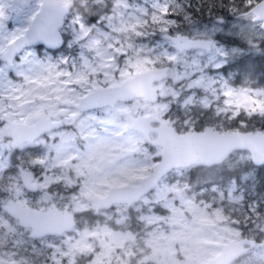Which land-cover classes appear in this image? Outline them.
<instances>
[{
	"label": "rangeland",
	"instance_id": "1",
	"mask_svg": "<svg viewBox=\"0 0 264 264\" xmlns=\"http://www.w3.org/2000/svg\"><path fill=\"white\" fill-rule=\"evenodd\" d=\"M188 1L79 0L66 22L64 48L53 53L24 50L11 68L0 65V120L12 117L30 123L42 114L68 125L75 110L61 103H76L88 91L119 84L134 73L169 67L165 81L152 84L155 103L137 100L82 112L72 125L36 140L33 151L20 152L17 165L35 172L39 191L33 197L23 194L17 175L10 172L3 143L0 203L12 197L34 209L51 205L80 218V213L93 211L91 197L105 195L109 187L137 184L152 167L158 149L148 152L142 147L143 136L127 121L129 111L162 117L170 127L174 120L165 115L183 117V126L190 127L195 120L188 116L190 111L206 109L219 123L244 116L264 124L259 109L237 108L226 95L243 91L264 100V95H257L264 87L252 86L247 79L234 86L217 68L252 49L262 51L264 31L251 16L236 11L230 18H195ZM38 2L0 0V13L7 17L0 22V48L23 32L27 9ZM99 7L104 13L84 24ZM166 9L174 15L165 16ZM179 24L191 37L215 38L209 51L175 52L163 35L182 34L175 28ZM245 162L247 153L238 151L222 164L231 168ZM180 170H173L130 206L100 210L94 225L81 222L58 238L32 241L13 221L0 216V264H198L218 254L227 242L244 238L243 230L247 238H264V188L246 199L232 182L220 188L212 180L187 181ZM255 171L264 176V168ZM230 213L249 218L236 224L228 219ZM35 256L44 262H31ZM232 264H264V244L257 242Z\"/></svg>",
	"mask_w": 264,
	"mask_h": 264
},
{
	"label": "water",
	"instance_id": "2",
	"mask_svg": "<svg viewBox=\"0 0 264 264\" xmlns=\"http://www.w3.org/2000/svg\"><path fill=\"white\" fill-rule=\"evenodd\" d=\"M67 7L68 5L60 6L56 0H42L29 29L9 45L3 57L10 58L22 47L30 45L40 44L45 48L58 47L61 39L56 30L62 23ZM248 12L253 15L254 22H259V29L264 31V0L254 4ZM166 38L176 51L209 50L210 46V41L203 39L172 36ZM166 77L167 67L150 68L132 74L119 84L88 91L80 96L75 104L65 102L63 106L73 107L76 110L77 114L72 118L74 120L82 112L103 107L112 108L117 102L126 103L133 99H141L145 103L153 104L157 101V93L152 88V84L165 80ZM127 120L130 126L143 136L148 146L159 149L157 160L137 184L109 187L105 195L91 197L93 214L113 205L130 206L150 193L164 176L175 169L218 165L233 152H246L253 166L264 164V132L261 131L228 130L217 133L206 128L200 131L177 133L166 122L154 115L132 116L128 113ZM150 124L156 125L153 127ZM60 126V122H51L48 118L37 116L32 125L7 122L5 130L6 136L12 140V146L26 149L31 148L32 142L41 134ZM149 134H153L152 139ZM17 172L22 187L28 192H34L36 186L32 183V173L21 168H18ZM1 209L20 227L28 228L30 238L58 237L69 232L74 226L71 212L60 211L53 206L44 211L34 212L9 199L4 206H1ZM261 242L264 244V238ZM252 246L253 241L248 238L229 241L222 246L218 254L198 264H230L244 255Z\"/></svg>",
	"mask_w": 264,
	"mask_h": 264
},
{
	"label": "trees",
	"instance_id": "3",
	"mask_svg": "<svg viewBox=\"0 0 264 264\" xmlns=\"http://www.w3.org/2000/svg\"><path fill=\"white\" fill-rule=\"evenodd\" d=\"M189 1V11L191 15H193L195 18L201 19L221 17L225 14L226 11L236 8L234 4L235 1L233 0ZM245 9L246 7L243 6L242 10ZM263 46L264 42L259 45V48ZM224 67L225 68L223 69H227L228 71L231 70L232 72L241 74L242 77L249 80V83L252 86L264 87V49H262V51H254L252 49L247 54H243L237 59L228 61V64H226V66ZM236 83L237 82L234 81L231 84L235 85ZM188 116L195 119L194 121L190 122V127L183 126V117H179L178 115L171 116V114H168L164 117L174 120L173 126L176 132L185 131L187 129L202 130L205 127L217 132H225L228 130L264 131V124L259 122H252L250 120V117L246 118L242 116V118H238L234 121L219 123L218 121H215V118L210 115V112L207 109L197 112L192 110L190 111ZM142 147L148 152L154 150V148L148 146L145 141H143ZM156 160L157 157H154L152 163ZM222 163L216 166L206 167V169L204 167H193L188 170L181 169L180 172H183L186 175L187 181L206 179L207 182L212 180L215 181V183L220 188H225L226 184L232 182L237 189L244 191L246 199H249L250 196L254 194L253 192H258L259 190H262L264 188V176L258 175L255 171L256 167L251 165L250 162H245L231 168H225ZM215 167L218 168L216 169ZM169 174H167L166 176H168ZM128 183H130V181ZM247 194L248 196L246 197ZM74 217L76 219L75 226L79 225L82 222L86 227H91L98 219V217H96V215L93 214L92 211H85L83 213H80V218L76 215ZM248 218V216L243 215L242 217V215H239L237 213H230L228 217V219H230L232 222L240 221L241 219L247 221ZM247 236L248 234H246L243 230L241 237L247 238Z\"/></svg>",
	"mask_w": 264,
	"mask_h": 264
},
{
	"label": "flooded vegetation",
	"instance_id": "4",
	"mask_svg": "<svg viewBox=\"0 0 264 264\" xmlns=\"http://www.w3.org/2000/svg\"><path fill=\"white\" fill-rule=\"evenodd\" d=\"M57 1V3L60 5V6H64V5H68V7H67V9H66V12H65V14L63 15V17H62V23H61V25H60V27L59 28H57V33H58V35H59V37H60V39H61V44L58 46V47H56V48H45L44 46H42V45H40V44H37V45H30V46H25V47H22L17 53H15L14 55H11V57L10 58H8V57H3V55L5 54V52L6 51H8V47H9V45L16 39V38H18L19 36H21V35H23L28 29H29V27H30V24H31V22H32V20H33V18L35 17V15H36V13L39 11V8H40V5H41V3H42V0H39V2H38V5H35V3L34 4H31V6L30 7H28V9H27V13H26V15H25V21H27V27L23 30V32L21 33V34H18V35H16L15 37H10V38H8L7 39V41H6V43H3L2 44V46H1V48H0V65H4V66H6L7 68H11L12 66H13V64L14 63H16V61H17V59H18V57L21 55V53H22V51H24V50H30V51H43V52H46V53H53V52H55V51H58V50H61L62 48H64L65 47V43H66V40H67V38H66V35H65V29H66V22H67V20H68V17H69V14H70V12H76V11H74L75 10V4H77L76 2L77 1H79V0H56ZM233 1H235V6H236V8L235 9H230L229 11H226L225 12V14L222 16V17H224V16H227V17H229L230 18V13H232L233 11H236L238 14H241V15H247V16H251V21L252 22H254L253 21V15L252 14H250L249 12H248V10L250 9L249 7H247L246 5L247 4H251L252 6L254 5V4H256L257 2H259L260 0H233ZM242 1H244V2H242ZM189 2L190 1H188V4H189ZM107 3L109 4L110 3V0H107ZM243 6H245L246 7V9L245 10H242V8H243ZM95 8V6H92L91 7V9H94ZM104 9L105 8H98V10L94 13V14H92L91 13V11L90 10H88V12H90L91 14L90 15H87L86 16V18L84 19V21H82L84 24H88V23H90V22H93L96 18H97V16H98V14H101V13H104ZM78 13H79V15L80 16H82L83 14H84V9L82 8L81 10H78ZM77 18V17H76ZM3 19H7V17H4V15H0V22H1V20H3ZM9 19V18H8ZM107 19H111V14H109V15H107ZM81 20H82V18H81ZM206 20H210V18H208V19H206ZM81 23V22H80ZM255 23H257L258 24V27H259V22H255ZM175 28H177L178 30H179V32L178 33H182V34H178V35H172V34H164L163 35V39L164 40H166V41H168L169 43H170V41L166 38L167 36H172V37H185V38H187V39H203V40H208V41H210V46H209V49H210V47L213 45V43H214V41H215V38L213 39V38H206V37H201V36H194V37H191L190 36V34H188V31H187V27L185 28V27H182V25H178V26H176ZM227 42H229V41H225V43H227ZM179 44H181V42H179ZM236 44H238V45H240L241 43L240 42H238V43H236ZM170 45H171V47H172V49L175 51V52H177V53H188V52H198V51H201L202 49H188V50H184V49H182L181 51H176L174 48H173V46H172V44L170 43ZM264 47V46H263ZM202 51H204V52H208L209 50H202ZM239 57H241V56H238V57H234V58H232V60H234V59H237V58H239ZM10 59V60H9ZM232 60H227L226 61V63L225 64H223L220 68H219V73L223 76V77H225V78H227L228 79V82L231 84L232 82H234V81H236L237 83L234 85V86H237V85H240L242 82H243V79H245L244 77H242L241 76V74H239V73H237V72H232L231 70H227V69H223V68H225L224 66H226V64H228V61H232ZM167 67V74H168V70H169V67L167 66V65H163V66H161V67ZM235 74H236V76H235ZM237 75H239V76H237ZM167 78V77H166ZM233 79V80H232ZM162 81H165V80H162ZM162 81H159V82H162ZM251 82H253V81H251ZM157 83V82H156ZM137 100H141V99H133V100H131V101H129V102H126V104H129V103H131V102H133V101H137ZM143 101V100H142ZM77 102V101H76ZM144 102V101H143ZM63 103H65V102H63ZM63 103H61V105L63 106ZM117 103H121V102H117ZM116 103V104H117ZM73 104H75V103H73ZM64 107V106H63ZM68 108H72V109H74L73 107H68ZM75 110V109H74ZM128 113H130L132 116H135V115H138V114H132L130 111L128 112ZM77 114V112H76V110H75V114H73L71 117H70V123H69V125L71 124H73V123H75L76 122V120L80 117V115L78 116V117H75L74 118V120H72V118L75 116ZM37 116H43V117H45V118H48L51 122H60L61 123V126L59 127V128H57V129H52V130H49V131H47V132H45V133H43V134H41L39 137H37L33 142H32V144H33V146L31 147V148H26V149H20L18 146H12V140L10 139V138H8L7 136H6V130H5V128H6V126H7V122H15V123H23V122H19V121H15V120H13L12 119V117H10L9 119H2V120H0V133H3V134H1L2 136H0V146L3 144V143H5L6 145H7V148L6 149H4L3 150V153L6 155V158H7V160H8V163H10V172L11 173H13V174H16L17 175V181L19 182V186H20V189L22 190V192H23V194L25 195V196H27V197H33L39 190H38V186L36 185V183L34 182L35 181V179H36V176H35V172H33V171H31V170H27V169H24V168H22V167H20L19 165H17V162H18V154L20 153V152H24V151H33L34 150V143H35V141L36 140H38L39 138H43V137H45L46 135H48V134H50L51 132H53V131H59V130H61V129H64V128H67L69 125L68 124H66V122L65 121H62L61 119H59V118H52V117H49V116H45V115H42V114H39V115H35V116H33L32 117V120H31V122L30 123H25V124H28V125H32V124H34L35 123V118L37 117ZM142 116H144V115H142ZM127 117V116H126ZM162 118V117H161ZM160 117H159V119L161 120V121H164V120H162ZM128 121V120H127ZM166 122V121H165ZM167 123V122H166ZM151 126H155L156 124H150ZM167 125H168V123H167ZM181 125V124H180ZM169 127H170V125H168ZM171 128H174V126L172 125V127ZM174 130V129H173ZM203 130V129H202ZM175 131V130H174ZM185 131H189V129H187V130H185ZM185 131H179V132H177V133H182V132H185ZM190 131H198V130H192V129H190ZM176 132V131H175ZM261 132H264V131H261ZM149 137H153V134H149ZM152 148H154V149H158L157 147H152ZM158 154H159V149H158ZM155 162V161H154ZM154 162H153V164H154ZM199 167H202V166H199ZM254 167H256V170H260L261 168H264V164H262V165H258V166H254ZM18 168H21V169H24L25 171H30L31 173H32V183L36 186V190L34 191V192H28V191H26L23 187H22V184L20 183V181H19V178H18V172H17V169ZM189 169H191V168H193V167H188ZM188 168H183V169H188ZM205 169H206V167H204ZM176 170V169H175ZM3 172H5V170L3 171ZM172 172V171H171ZM170 172V173H171ZM165 177V176H164ZM0 183H1V181H0ZM9 199H11V200H13L15 203H17V204H19V205H21V206H23V207H27V208H30L31 210H33L34 212H36V211H44V210H46V209H49L50 207H51V205L50 206H48V208H45V209H34L30 204H27V205H22V204H20V203H18V202H16L15 201V199L14 198H12V197H7V198H5L1 203H0V216H3V217H5L6 219H8V220H10V221H13V223L17 226V227H19L20 229H22L23 230V232H25V233H27V236H28V238L29 239H31L32 241H39V240H45V239H53V238H58V237H60V236H62L63 234H66V233H63L62 235H60V236H58V237H55V236H42V237H38V238H30L29 237V232H30V230L28 229V228H22V227H20L19 225H18V223L14 220V219H12L10 216H8L2 209H1V206H4L5 205V202L7 201V200H9ZM91 203V202H90ZM114 206V205H113ZM54 207V206H53ZM112 207V206H111ZM110 207V208H111ZM54 208H56V207H54ZM56 209H58V208H56ZM109 209V208H108ZM59 210V209H58ZM103 210H106V209H103ZM60 211H62V210H60ZM63 211H66V210H63ZM98 211H100V210H98ZM97 211V212H98ZM97 212H96V214H97ZM92 213H93V211H92ZM73 214V213H72ZM95 214V215H96ZM75 215L73 214V218H74V226L76 225L75 223H76V220H75V217H74ZM73 226V227H74ZM72 227V228H73ZM71 228V229H72ZM70 229V230H71ZM68 233V232H67ZM240 239V238H239ZM248 239H251L252 241H253V246L257 243V242H260L261 244H262V238H261V234H254L253 235V238H248ZM238 240V239H237ZM252 246V247H253ZM252 247H250V248H248V250H247V252L252 248ZM246 252V253H247ZM245 253V254H246ZM244 254V255H245ZM244 255H242V256H244ZM242 256H240L239 258H237L236 260H234L233 262H231L230 264H232V263H234L235 261H237L238 259H240ZM31 262H34V263H37V262H44V259L42 258V257H40V256H35V257H31Z\"/></svg>",
	"mask_w": 264,
	"mask_h": 264
},
{
	"label": "snow or ice",
	"instance_id": "5",
	"mask_svg": "<svg viewBox=\"0 0 264 264\" xmlns=\"http://www.w3.org/2000/svg\"><path fill=\"white\" fill-rule=\"evenodd\" d=\"M246 6L249 8L252 7L251 4H247ZM163 14L165 16L174 15V13H170L169 11H167V9L164 11ZM0 15H2V13H0ZM76 22L80 23L79 17L76 18ZM172 23H174V21H172ZM227 56H228V53L226 51H224L223 60H225L227 58ZM220 67H221V64H218L217 68H220ZM226 95L232 97V99L229 101V103L234 104L237 108H245L250 112L259 109L261 111V113L264 114V100L254 99L253 97L247 95L243 91H241L239 93H234V92L229 91L228 93H226ZM257 95H264V93H257ZM17 99H18V97H17ZM252 105H255L256 108H252L251 107ZM236 115H239V112H237ZM252 211H258V208H253ZM234 223H239V221H234Z\"/></svg>",
	"mask_w": 264,
	"mask_h": 264
}]
</instances>
